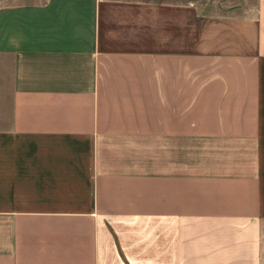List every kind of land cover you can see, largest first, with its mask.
Instances as JSON below:
<instances>
[{"label":"crops","instance_id":"0c3cea01","mask_svg":"<svg viewBox=\"0 0 264 264\" xmlns=\"http://www.w3.org/2000/svg\"><path fill=\"white\" fill-rule=\"evenodd\" d=\"M0 264H264V0H0Z\"/></svg>","mask_w":264,"mask_h":264},{"label":"rangeland","instance_id":"374dc122","mask_svg":"<svg viewBox=\"0 0 264 264\" xmlns=\"http://www.w3.org/2000/svg\"><path fill=\"white\" fill-rule=\"evenodd\" d=\"M194 2L196 0H193ZM200 2H203L206 6L209 5L210 7H219L222 5L223 7H228L229 5H233L234 3L240 2V0H199ZM246 2L254 0H245Z\"/></svg>","mask_w":264,"mask_h":264}]
</instances>
